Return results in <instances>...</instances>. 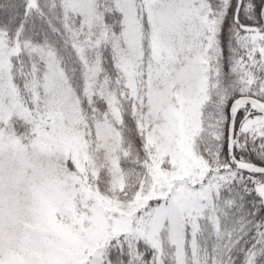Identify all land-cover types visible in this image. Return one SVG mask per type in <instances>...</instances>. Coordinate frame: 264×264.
<instances>
[{"label": "rangeland", "instance_id": "obj_1", "mask_svg": "<svg viewBox=\"0 0 264 264\" xmlns=\"http://www.w3.org/2000/svg\"><path fill=\"white\" fill-rule=\"evenodd\" d=\"M26 1V25L14 5L0 16V264H118L166 247L174 264H230L218 188L257 180L196 145L214 2ZM256 42L229 44L230 76L264 103Z\"/></svg>", "mask_w": 264, "mask_h": 264}, {"label": "trees", "instance_id": "obj_2", "mask_svg": "<svg viewBox=\"0 0 264 264\" xmlns=\"http://www.w3.org/2000/svg\"><path fill=\"white\" fill-rule=\"evenodd\" d=\"M212 1L214 3H211L210 21L218 23L220 15L223 18L222 23L215 27L212 36L214 43H211L213 47L210 50L212 53L206 59L207 75L210 76L211 85L208 86L209 91L208 88L206 89L200 107L201 124L200 132L196 136V145L201 155L211 154L210 158H213L216 153L219 154V160L227 166V171L241 163L264 167V117L255 114L249 105H242L237 109L232 138L230 141L227 138L229 105L234 99L244 95L242 91L235 89V77L233 80L230 76H234L236 60L239 57H237L238 54L234 55V52L228 51L231 46L229 44L234 46L237 39L242 40L243 37L254 36L257 39V46L253 62L256 66H264V57L261 54L264 50V0H242L237 16L234 14V9L233 11L230 9V5L224 9L220 8L223 7L222 0ZM235 1L229 0L230 3L233 2V5ZM0 5L3 7L0 16L6 19L5 22L3 21L4 24L11 21L9 15L7 16L8 12L4 10L11 11L12 7L13 11L14 5L13 18L16 17V19H13V23L16 20L26 25V0H0ZM234 24L236 29L233 28ZM246 57L247 53L243 51L242 58ZM243 62L247 61L244 59ZM248 64L242 67V74L251 65ZM213 73L218 75L215 77ZM245 95L250 96V94ZM214 151L215 154H213ZM245 177L246 181L256 182L257 180L256 184H253L254 189L247 187L248 182L246 181L237 189L229 187V181H224L223 185L218 188L221 198H218L215 211L222 238L217 247L218 249L224 248L225 253L228 252L230 264L246 262L264 264L263 185L257 175L247 176L245 174ZM208 242L210 244L206 243V245L211 247V239ZM148 251L145 248H139L135 252H124L122 253L123 259L119 260L122 262L118 264H174L171 250L167 247L160 254L156 250Z\"/></svg>", "mask_w": 264, "mask_h": 264}, {"label": "water", "instance_id": "obj_3", "mask_svg": "<svg viewBox=\"0 0 264 264\" xmlns=\"http://www.w3.org/2000/svg\"><path fill=\"white\" fill-rule=\"evenodd\" d=\"M236 10L235 14H238L242 5V0H236ZM248 104L250 105L254 112L264 116V106L259 103L257 100L250 97H239L235 99L229 107V125H228V141L231 140L232 131H233V123L236 115V109L242 105ZM238 170L243 173H254L264 176V167L253 165V164H240L237 166Z\"/></svg>", "mask_w": 264, "mask_h": 264}]
</instances>
